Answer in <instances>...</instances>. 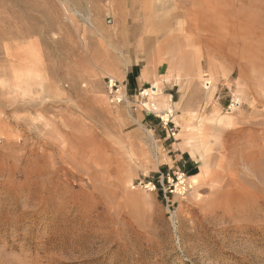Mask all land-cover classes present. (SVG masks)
<instances>
[{"label":"rangeland","instance_id":"374dc122","mask_svg":"<svg viewBox=\"0 0 264 264\" xmlns=\"http://www.w3.org/2000/svg\"><path fill=\"white\" fill-rule=\"evenodd\" d=\"M0 264H264V0H0Z\"/></svg>","mask_w":264,"mask_h":264},{"label":"crops","instance_id":"0c3cea01","mask_svg":"<svg viewBox=\"0 0 264 264\" xmlns=\"http://www.w3.org/2000/svg\"><path fill=\"white\" fill-rule=\"evenodd\" d=\"M128 74L130 75V79L126 81V90L132 93H136L140 91L141 89L145 90L146 88H143L145 84H149L148 81H145L142 79L141 71L136 69H131ZM142 90V91H143ZM146 118L143 117V120Z\"/></svg>","mask_w":264,"mask_h":264},{"label":"bare ground","instance_id":"6f19581e","mask_svg":"<svg viewBox=\"0 0 264 264\" xmlns=\"http://www.w3.org/2000/svg\"><path fill=\"white\" fill-rule=\"evenodd\" d=\"M116 80L115 79H109V83H108V87H109V90H110V87H112V85H113V82H115ZM206 84V89H208L209 87H210V82H206L205 83ZM148 89H145V90H143L142 92H141V94H143V95H145V96H147L148 95ZM152 95H153V92H150ZM120 97H123V93L122 92H120V94L119 95H117V99H120ZM126 101V97H125V100L123 101V102H125ZM123 102H121V103H123ZM148 103V102H147ZM154 104V103H153ZM148 108L152 111V112H156V113H158V109H157V107L155 106V105H151L150 107L148 106ZM158 114H160L161 116H159L161 119H162V121H164V122H167V121H169L170 120V117H171V112L168 110V111H165L164 110V112L163 111H160ZM183 178V177H182ZM182 178L180 177V181L182 182L183 180H182Z\"/></svg>","mask_w":264,"mask_h":264},{"label":"built area","instance_id":"2783aa9c","mask_svg":"<svg viewBox=\"0 0 264 264\" xmlns=\"http://www.w3.org/2000/svg\"><path fill=\"white\" fill-rule=\"evenodd\" d=\"M118 84L119 83H117V81H115V82H113L112 87H110V93H112L114 91L112 93L111 102L112 103H116V104H120L121 102H123L125 100V97L127 99L126 93H124V92H122L123 93V97H120V99H117V95L120 94V92H119L120 88H119ZM121 87H123V86H121ZM124 87L126 88V84H125ZM124 87H123V89H124ZM162 124H163L164 129H166L168 132L172 130L170 127L169 128H166L168 126V123L167 122L162 121Z\"/></svg>","mask_w":264,"mask_h":264},{"label":"trees","instance_id":"16d2710c","mask_svg":"<svg viewBox=\"0 0 264 264\" xmlns=\"http://www.w3.org/2000/svg\"><path fill=\"white\" fill-rule=\"evenodd\" d=\"M188 161L190 162V164H192L190 160H188ZM195 173H196V170L193 169L192 171H190V172L188 173V175H194Z\"/></svg>","mask_w":264,"mask_h":264},{"label":"water","instance_id":"95a60500","mask_svg":"<svg viewBox=\"0 0 264 264\" xmlns=\"http://www.w3.org/2000/svg\"><path fill=\"white\" fill-rule=\"evenodd\" d=\"M107 23H110V21H108Z\"/></svg>","mask_w":264,"mask_h":264}]
</instances>
